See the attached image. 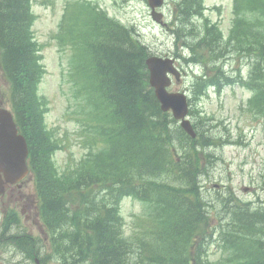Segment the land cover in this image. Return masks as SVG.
Listing matches in <instances>:
<instances>
[{
  "label": "trees",
  "instance_id": "16d2710c",
  "mask_svg": "<svg viewBox=\"0 0 264 264\" xmlns=\"http://www.w3.org/2000/svg\"><path fill=\"white\" fill-rule=\"evenodd\" d=\"M29 1L0 0V48L3 50V63L10 70L14 80L16 82L20 81V84L25 87L36 82L42 75V70L33 57L34 44L31 42L32 35L29 29L30 15H25L26 7H29ZM237 10L242 14L250 13L253 17L242 16L239 21H235L228 40V49L233 48L232 53L252 60L254 70L248 84L255 91L256 100L252 103V109L255 113L264 116V73L261 72V70L264 71V31H262V27L259 24L260 18L264 17V0H240ZM86 25V29L80 36L79 41L89 58L91 55L97 63L103 59L104 65L109 67L103 69L107 72L108 81L116 85V93L120 105L119 111L124 116L126 133L130 134V136L135 134L143 137L144 140L152 141L163 125L151 120L149 116L151 115L152 118L160 122H165L166 118L160 111L158 103L151 104V100L143 93L141 78L144 77L142 72L146 73V51L142 46L133 43L129 39L127 32L117 38L95 22L88 21ZM85 34H87L88 40ZM214 45L216 44L214 43ZM106 83L107 81L103 76L99 90H103ZM106 95L105 91L101 98L106 100ZM139 98L145 100L148 104L146 113L137 108ZM29 105L28 102L21 100L20 122L26 134L34 135L35 159L39 160L41 164L44 161L40 151L46 148V142L43 136L36 133L33 134L29 130L30 125L33 128L36 127V123H29L30 118L26 115ZM35 113L36 111L33 110L31 118L37 120ZM48 179V174L43 172L41 175L43 186L41 192L46 194L45 200H47L52 212L58 209L62 218L66 214L65 206L59 207V201L61 200L58 199L56 188H54L57 187V184L50 185ZM78 185L79 181L75 180L63 185V190L71 192ZM203 221H205V212L202 209L192 210L191 217L186 225L182 224L179 227L187 230L191 225L193 229L200 230L198 226L201 228L199 224H203ZM96 223L98 225L96 230L101 233L98 236L100 249L98 251L99 259L97 264H114L124 261L122 250L117 248L118 241L116 237L119 235L116 236V227L110 226L108 221L105 220L102 222L97 221ZM85 224L96 228L95 223L86 221ZM238 228L239 230L243 229L240 226ZM201 235L204 236L202 228ZM232 235L225 234L229 251L236 250L237 245H240L241 241L248 237L246 233L240 232H233ZM157 243L162 244V247L158 244L150 247L142 246V248L138 249L137 256L142 257L147 252L150 258L146 260L151 264L156 262L191 264V259L202 261V259L205 260L207 258L206 246L203 242L197 245L181 243L174 237L171 241L164 239L157 241ZM193 246H197L195 254H192L190 250H193Z\"/></svg>",
  "mask_w": 264,
  "mask_h": 264
},
{
  "label": "rangeland",
  "instance_id": "374dc122",
  "mask_svg": "<svg viewBox=\"0 0 264 264\" xmlns=\"http://www.w3.org/2000/svg\"><path fill=\"white\" fill-rule=\"evenodd\" d=\"M65 1L67 0H56L55 8H44L40 5L35 6V12L39 14V19L35 26L39 41H47L50 35L55 33ZM93 1L98 2L100 5L102 4L115 15L119 14L121 19L126 23H137L133 15L137 19L143 17L139 4L135 1L126 3L121 8L117 2L121 3L123 0ZM206 4L208 7V17L214 21H221V29L226 34L232 21L233 0H207ZM215 6L221 8L218 12L223 14L222 19L213 13ZM142 28L145 32L143 38L141 37L142 40L149 45L158 46L159 33L154 29ZM234 61L235 63H232L231 67L238 68L239 62ZM45 64L48 73L42 82L41 92L50 100L51 111L48 119L54 127L58 128V134L67 146L64 155L59 156L60 162H71L72 160L68 159L70 155L78 159L85 149L81 144L83 140L80 134L82 127L75 120L77 103L73 97L74 91L67 73V67L70 68L69 60L66 62L65 57L55 47L52 50H48L47 55H45ZM190 82L191 79L187 78L183 87L189 86ZM249 98L242 88L234 87L227 89L222 96L210 95L209 98L201 101L199 105L207 113H214L213 111L218 109L221 118L225 119L224 122L228 126L231 139L233 141L241 140L243 143L242 145L232 144L221 148L220 153L224 161L220 164L219 172H214L211 175V181H207L208 188L218 183L216 181H222L224 186L228 183L233 186L236 198L234 201L228 203V210L230 212L236 203L239 204L240 209L238 211H240L247 208L248 201L251 204L264 201V120L257 121L253 119L245 110V105ZM72 117H74L75 121ZM226 125L223 128L227 129ZM238 127L240 128L238 129ZM254 182L257 183V190L252 188V183ZM31 193L35 194L33 182H27L24 188L15 187L9 191L7 190L6 194L0 198L1 208H13L16 205L29 207L32 213L37 216L38 210L36 211L34 207L35 196ZM210 193L213 196L216 195V191L213 189H210ZM224 210L226 208L222 203H219L218 210L212 214V219L217 221L220 216L225 215ZM122 212L126 214V232L130 234L136 229L135 224L137 221L136 217H130L129 214H142L144 206L137 202H128L127 200L123 203ZM236 212L233 211L231 214L234 215ZM210 254V258L214 262L224 253L213 245Z\"/></svg>",
  "mask_w": 264,
  "mask_h": 264
},
{
  "label": "water",
  "instance_id": "95a60500",
  "mask_svg": "<svg viewBox=\"0 0 264 264\" xmlns=\"http://www.w3.org/2000/svg\"><path fill=\"white\" fill-rule=\"evenodd\" d=\"M156 67V66H155Z\"/></svg>",
  "mask_w": 264,
  "mask_h": 264
}]
</instances>
